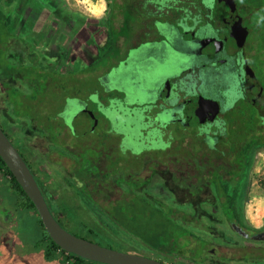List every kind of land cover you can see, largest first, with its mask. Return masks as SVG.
<instances>
[{
    "label": "flooded vegetation",
    "instance_id": "flooded-vegetation-1",
    "mask_svg": "<svg viewBox=\"0 0 264 264\" xmlns=\"http://www.w3.org/2000/svg\"><path fill=\"white\" fill-rule=\"evenodd\" d=\"M99 1L104 10L95 15L88 9L74 8L70 0H1L7 8L3 12L0 7V17H4V24H0V128L23 157L50 211L66 230L71 232L63 223L69 220L70 212L112 214L114 223L151 246L157 254L162 248L166 252L170 249L171 253L176 234L177 239L185 238L184 231L177 229L179 221L202 229L193 208L198 193L203 190L214 193L221 206V209L211 207L214 214L221 213L227 203L219 195L218 186L231 179L232 168L223 157H202L197 141L200 129L209 127L213 134L221 127L197 124L198 105L221 99L218 102L229 107L225 125L227 114L240 109L241 104L248 107L247 111L253 109L257 111V117L264 118V80L257 73L259 65L255 68L256 63L264 66L263 55H260L264 51V38L261 37L264 23L251 35H261L260 43L251 48L248 37L244 47H240L237 42L233 44L231 37L235 27L223 22L230 17L225 10H229L228 5H249V1L254 0ZM204 5L215 13L210 17L201 16ZM85 8H88L86 4ZM197 19H200L199 23ZM201 20L205 21L202 25L211 27L210 33L214 32L217 39L223 35L229 39L228 42L220 40L216 55L211 50L208 53L201 51L197 41ZM189 21H196L197 33L195 26L189 28ZM7 30L13 34H27L32 39H16L17 48L13 51L9 34L5 38ZM9 49L14 57L9 58ZM141 49L158 53L163 59L157 73L147 75L150 83L146 87L131 77L133 88L148 100L147 103L143 101L145 105L135 96H110L109 91L84 94L78 91L81 88L77 77L70 84L59 80L62 75L82 70L88 75L96 74L101 80L99 84L105 85L113 70L123 68L131 76L129 63ZM255 52L259 60L252 62ZM29 60L39 68L47 65V74L40 76L42 81L29 76L33 69H23V64ZM105 60L111 65L101 69ZM150 65L149 68L154 70L153 64ZM9 70L12 76H8ZM181 74L184 76L181 83L175 85V92L170 90L162 96L167 82H174ZM27 83L33 91L19 100L23 96L22 85ZM82 83L86 86L85 81ZM60 88L69 91L68 96L60 97L51 92ZM13 93L18 96L11 97ZM10 98L17 100L12 107ZM23 100H27L24 105ZM146 107L158 109L156 119L160 125L140 113V108ZM171 123L178 128V137L169 136L164 130ZM118 127L125 129L123 135L118 133ZM140 127L141 134L138 135ZM148 131H157V142L162 139L164 143L162 152L152 151L151 156L148 155L150 151L136 154L131 150L134 149L132 144L146 142ZM191 131L195 132V139H191ZM260 152H264V148L255 150L246 161L250 165L249 178L254 157ZM13 178L5 163L1 164L0 264H73L75 256L60 249L53 241L59 249L52 255L47 253L48 241L41 243L39 239L33 242L30 239L27 244L23 233L32 232L29 231L31 225L42 224V221L15 178L22 193L14 188ZM235 179L244 182L239 176ZM188 194L190 196H186ZM248 198V194L239 190L237 199L229 203V207L241 209ZM186 200H194L186 206L193 210L192 213L186 214L182 207L179 211L181 205H186ZM30 203L33 209H28ZM155 213L164 214L154 217ZM172 214L178 216L177 221L169 220ZM159 218L162 223H172L173 229L180 232L165 230ZM233 222L241 232L230 224L221 226L248 241L237 242L228 250L221 243L215 250L207 248L206 252L215 258L218 254L225 264H264L249 261L251 256L264 257V243L251 239L263 232L264 226L257 230L245 219ZM209 230L212 233L213 228L209 226ZM71 233L87 240L93 235V232H87V236ZM153 234L157 235L153 237ZM157 254L153 251L150 257ZM161 261L178 264L170 259Z\"/></svg>",
    "mask_w": 264,
    "mask_h": 264
},
{
    "label": "rangeland",
    "instance_id": "rangeland-1",
    "mask_svg": "<svg viewBox=\"0 0 264 264\" xmlns=\"http://www.w3.org/2000/svg\"><path fill=\"white\" fill-rule=\"evenodd\" d=\"M80 1L82 2V0L78 1H74V0H70V3L74 5V8H84L85 11H87V8H85V2L84 3H80ZM84 1V0H83ZM91 1V0H90ZM101 2V1H100ZM93 3V2H91ZM94 3H99V0H95ZM86 6H88L86 4ZM0 7L1 10L4 12L5 8H7L5 3H1L0 0ZM8 8H10V6L8 5ZM38 8H41L40 5H38ZM16 10L18 11V8H16ZM4 17L1 16L0 17V24L3 25L4 24ZM60 23H63V21H61ZM63 26V25H62ZM60 29V28H59ZM8 31V30H7ZM5 31V38H7V35L9 34V42H10V47L11 49L14 51L17 47L15 46L17 40H22V39H32L30 37H28L27 34H21L19 35L18 32L16 34H13V32L10 31ZM3 33V32H2ZM253 33L250 34L249 36V44L251 45V48H253L252 46H254L255 44H259L261 39L260 36L262 38H264V30L262 32L261 35L257 34L254 37L251 36ZM17 39V40H16ZM263 42V41H262ZM9 49L8 52V56L10 58L14 57L13 55V51ZM35 51H37L35 49ZM137 55V54H136ZM263 60H264V51L263 54ZM257 56V53H254V56L251 57L252 62L253 61H257V59L259 60ZM137 57V58H136ZM136 57H133L131 62L129 63L130 68L128 69V71L130 72L131 76L127 73L124 72V69H119V70H113V73L110 76V79L108 80V82L106 83V85L102 82L101 84H99L101 82V80L97 77L96 74H87L86 71L82 70V71H77L74 72L73 74H69V75H62L60 76L61 79H59L60 81H62L63 83H72L73 80H75V78L77 77L79 80H77V83L80 85V88L78 91L80 92H84V94H86V92H90V91H94L95 93H104V91H106V93H108V91L111 93L110 96H117V97H123V96H135V98L137 99V101L142 102L143 105H145L148 100L141 94L139 93L136 89L133 88V82L131 77L134 80H139V82L142 83L143 87H146L147 84L150 83V80L148 78V74L150 72H155L159 70L160 68V63L163 62L162 57L159 56L158 53H150L149 51H145L144 49H141L138 53V55ZM19 59V58H18ZM11 60V59H10ZM251 62V63H252ZM150 63H152L155 67L154 70H151L149 67H151ZM24 66L23 69L28 70L29 68L33 69V71H31L30 73V77L31 78H37L39 80L42 81V79L40 78V76H45L47 74V65H39L42 67H37L35 66V64L33 63V61H28V63L23 64ZM110 64V62L108 60H105L102 65H101V69H105L106 67H108ZM259 65V67H258ZM8 66V65H7ZM12 64L10 65L9 68H11ZM100 66V65H99ZM115 67V66H114ZM258 67L257 73L259 74V76L264 80V66L256 63L255 64V68ZM112 68V67H111ZM110 68V69H111ZM100 70V68L98 69ZM8 72V76H12L11 73L12 71L9 70ZM21 72V71H20ZM24 73V72H21ZM78 73V75L76 74ZM14 76H16L15 72H13ZM139 75V76H138ZM6 76V77H8ZM20 78H22L21 75H19ZM82 77V78H81ZM85 77V80H83V78ZM82 81H85L86 86L83 85ZM54 84H52L53 86ZM93 86L95 88H93ZM65 89V88H64ZM74 89H72L73 91ZM31 91H33V88H30L27 84L22 85V90H21V94L23 96H20V98H18L19 100H21L23 97H28L26 94L30 93ZM75 91V90H74ZM53 93H56L57 95H61L60 97H65L68 96V92L69 91H64L63 89L60 88L59 89H55L53 91H51ZM64 92V93H63ZM64 94V95H63ZM18 96L17 93H13V96ZM16 98H10V102H11V107L13 106V103L17 100H15ZM46 101H48L47 99H45ZM143 101H146V103H144ZM21 103H27V100H23L21 101ZM248 107L246 105H242L240 109L234 111V112H230L229 114H227L226 116V121L228 120V122L230 121V119H235V120H240L244 125H245V130L246 129H251L254 130V128L251 125H253L254 123L251 121L252 119V115L251 116H247V114H249V110L247 112ZM157 108H140V113H143L144 115H148L151 118V121H155V123L160 125L159 119L157 118ZM17 115V114H16ZM18 116V115H17ZM232 116V118H230ZM15 119V118H14ZM15 121V120H14ZM19 121V118H18ZM259 121V120H258ZM139 122H143V120H140ZM253 123V124H251ZM257 123V121H256ZM238 127V126H237ZM239 128V127H238ZM141 127L138 129V135L141 134ZM177 126L175 124H167V126H165L164 130L166 131V133L171 136L173 135L174 137H178L179 133L177 131ZM118 133H121L122 135L125 133V129H122L121 127L117 128ZM195 132L191 131V135H193ZM189 135L190 137H192L190 134H186ZM184 135V136H186ZM201 135V133L199 131H197V138H201L199 137ZM191 139H195L194 135L193 138ZM161 142H157V131L151 133L150 131H148L147 136H146V142H139L138 144L133 143L132 146L134 149L133 150L136 154H140L142 152H149V156L153 155L155 151L157 153H161L163 150V140L160 139ZM18 142L20 141L17 140ZM253 169H251L252 172V176H250L251 181L249 184V180H248V184L247 185V191L245 192V189L243 190L242 193H247L252 187L253 184L256 183V187H261L263 188L262 190H264V152H260L258 153L255 157H254V163H253ZM249 170H250V165L249 163H247L244 166V169H238V167L233 168V171H230L229 173V177L231 178L229 181H227L226 183L230 185V187H232L234 185L235 182L238 181V179H235V176H239L241 177L242 180L247 181V179L249 178ZM255 179V181L253 180ZM263 182V183H262ZM239 182L236 183V185ZM260 188V189H261ZM241 190V187H240ZM231 195L232 191L229 194V197L226 198L225 200H227V203H224V208L222 210L221 213H217L214 214L213 213V209L214 208H220L221 206L219 205V201L217 199V197L214 195L213 192H208V191H201L200 193L197 194V197L195 200V205L193 208H195V212L197 213V215H195L197 217V221L199 220L200 223H202L203 226H201V230H197L196 228L193 227L192 224L190 223H180L181 221L178 222V227L177 229H182L185 235V238L183 239H177L178 234H176V237L174 238V243L175 246L173 248V251L170 253V249H168V251L166 252V250L164 248H162L163 250H161L158 254L156 252V250H153L151 246L147 245L146 243L142 242V240H140L139 238H134L132 233H128L126 232L122 227H119L118 224L114 223L113 221V216L112 214H105V213H98V212H94V211H82V212H70L68 215V219L69 220H64L63 223H66L68 225V229L73 232V233H83L84 235L86 234L87 236V232L89 234H92L91 232H93L92 237H90V240L103 244L105 246H109L112 247L116 250L119 251H123V252H129V253H137V254H141V255H145V256H150L151 252L154 251V253H156V258L160 259V260H164V259H170V260H174L176 261L178 264H225L226 261L222 260L218 254H216V257L212 254H209L206 252L207 248H212V249H216L218 247V244L223 243V245L227 248L230 249L232 247H235L237 242H247L248 239L246 238H241L238 234L235 235L234 231H232L231 229H227V227L229 226L228 224V220L227 217L225 216L227 213H230L231 207H229V203L232 204L231 201ZM246 195V194H245ZM186 196H190L189 194ZM194 200H186V205L185 206H180L179 211L182 209H184L185 213H189V212H193V210L191 208L186 207L191 201ZM213 209H212V208ZM183 211V210H182ZM160 214H164V213H160ZM166 214V213H165ZM178 216L176 214H172L170 215V221L172 222L173 219H176V221L178 220L177 218ZM175 222V221H173ZM225 225L227 226L222 227L221 225ZM171 228H175L174 225L171 223V225H169ZM209 226L213 228L212 233H209V231L211 232V230H209ZM177 229H172L173 232L175 233H179ZM32 230V226L30 227V230ZM44 231L42 228L39 227V229H34L32 232H25L24 234V238L25 241L28 242L31 241H36L38 238H40L41 234H43ZM194 233V234H192ZM149 236H151L150 234H147ZM191 235H193V237H191ZM152 237V236H151ZM191 240H196L195 242L191 241ZM220 240V241H219ZM256 243H264V240H255ZM251 244H255L251 241ZM239 246V245H238ZM237 246V247H238ZM151 250V252H150ZM154 255V254H153ZM217 259V261H216ZM249 261L250 262H254V261H259V262H264V257L261 256V258H255L253 256L249 257ZM219 261V262H218Z\"/></svg>",
    "mask_w": 264,
    "mask_h": 264
},
{
    "label": "water",
    "instance_id": "water-1",
    "mask_svg": "<svg viewBox=\"0 0 264 264\" xmlns=\"http://www.w3.org/2000/svg\"><path fill=\"white\" fill-rule=\"evenodd\" d=\"M206 7L208 8L207 5L202 6L201 16L205 15L210 17L211 14L215 13L212 12L211 8L207 9ZM224 9H226L225 5ZM227 9L229 10H225V12H229L230 17L223 22L235 27L231 33L233 44L237 42V44H240V47H244L249 35L258 30L259 27L264 23V0L249 1V5L247 3H244V5L240 4L239 6L232 4L228 5ZM36 12L42 13L40 10H36ZM189 22V28L195 26V33H197V29L199 28L197 41L202 52L208 53L209 50H211V53L214 51V55H216L218 51L215 50L220 47V40L222 39L223 42L229 41L225 35L221 36L220 40L217 39L214 32L210 33L211 27H205L202 25L205 22L204 20H201V25H199L198 28L195 25L196 21ZM199 22L200 19H197V23ZM211 43H214L213 47H211ZM183 76L184 75L181 74L176 80H174V82L169 80L164 86L162 96H165V94L170 92V90L172 93H174L175 85L181 83ZM219 100L221 99L214 101L212 99L206 102H201L203 104L200 103V105H198L197 121L199 122L197 124L202 123L207 126H212V128L216 129L225 124V114L229 107L227 104H224V102L223 104H220L218 102ZM199 125L201 126V124ZM0 158L34 204L36 213L42 221L44 229L49 238L63 251L70 253L75 257L98 264H169L165 261L157 259L154 256L150 257L137 253L123 252L114 248L100 245L93 241L72 234L63 226H61V224L55 219L53 213L50 211L44 196L23 157L20 155L17 148L12 144L1 128ZM229 224L235 230H237V232H241V228H239L233 221H230ZM242 234L243 236H246V234ZM251 239L264 240V230L263 232L251 237Z\"/></svg>",
    "mask_w": 264,
    "mask_h": 264
},
{
    "label": "trees",
    "instance_id": "trees-1",
    "mask_svg": "<svg viewBox=\"0 0 264 264\" xmlns=\"http://www.w3.org/2000/svg\"><path fill=\"white\" fill-rule=\"evenodd\" d=\"M256 112L257 111H254L253 109H249L248 112L249 114H247V116L252 115L251 121L254 124L251 123L253 124L251 126L256 127L254 128V130L251 129L245 130V125L240 120H235V119H230L229 122L227 120L226 121L227 128L226 125L224 124L223 126H221L220 130L217 133L211 134V130L209 129V127L200 129L199 131L201 135L199 137L201 138H197V141L199 144V150L202 151L201 156L209 157V158L223 157L228 161L227 163H229L230 167L232 168V171L233 168L236 167H239L238 168L239 170L242 169V167L246 165L245 164L247 163L246 161L250 158V156L255 150L264 148V118L263 117L260 118L259 116L257 117ZM230 118H232V116ZM1 164L4 165V163L0 158V167ZM217 180L220 182L218 178ZM242 182L238 183L237 185H236L237 182H235L233 185L234 187H230L229 185L230 183L227 184L222 182V185L220 184L218 186L220 190L219 195L223 196L226 199L229 197V194L232 191L233 195H231L232 196L231 201L233 203V200L237 199L240 186H242ZM12 184L19 193H22L19 185L17 184L14 178L12 179ZM28 209H33L31 203L29 204ZM232 211L233 210H230L231 214L233 213ZM230 213H227L225 215L228 218V220L238 222L239 219L230 217ZM153 216L154 217L160 216V214L155 213L153 214ZM159 219H160L159 220L160 223L163 225V228L165 230L173 229L169 226V224L162 223L161 218ZM31 226L33 228L32 231L34 229H39V227L43 229L44 233L41 234L40 238L38 239L39 241H41V243H44L46 241L50 243V247L48 249L49 251L47 252L48 255H52L53 253H55V251L59 249L49 238L41 223L39 225L34 224ZM155 236L153 234V237ZM73 264H97V263L89 262L84 259L75 257Z\"/></svg>",
    "mask_w": 264,
    "mask_h": 264
},
{
    "label": "crops",
    "instance_id": "crops-1",
    "mask_svg": "<svg viewBox=\"0 0 264 264\" xmlns=\"http://www.w3.org/2000/svg\"><path fill=\"white\" fill-rule=\"evenodd\" d=\"M78 1L79 0H74ZM85 0L80 3H84ZM252 176V175H251ZM249 180V184L251 181V178H248L247 181L244 180L241 186V190L245 189V192L247 191V185ZM255 181V179H253ZM261 187H256V183L253 184V187L245 193L248 194L249 198L247 200V203L239 209L238 207L235 208L230 213V217L232 218H238L239 220L245 219L247 220L254 228L257 230L261 229L264 226V190Z\"/></svg>",
    "mask_w": 264,
    "mask_h": 264
},
{
    "label": "bare ground",
    "instance_id": "bare-ground-1",
    "mask_svg": "<svg viewBox=\"0 0 264 264\" xmlns=\"http://www.w3.org/2000/svg\"><path fill=\"white\" fill-rule=\"evenodd\" d=\"M85 4L88 5V10L95 14V15H99L103 12L104 10V5L102 2L99 1V3H91L90 0H85Z\"/></svg>",
    "mask_w": 264,
    "mask_h": 264
},
{
    "label": "built area",
    "instance_id": "built-area-1",
    "mask_svg": "<svg viewBox=\"0 0 264 264\" xmlns=\"http://www.w3.org/2000/svg\"><path fill=\"white\" fill-rule=\"evenodd\" d=\"M263 183V182H262ZM264 184V183H263Z\"/></svg>",
    "mask_w": 264,
    "mask_h": 264
}]
</instances>
